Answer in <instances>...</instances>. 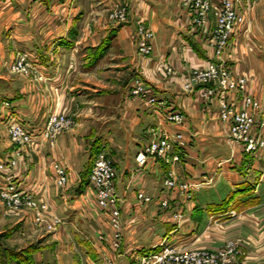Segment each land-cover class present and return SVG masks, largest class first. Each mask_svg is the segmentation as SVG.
<instances>
[{"label":"crops","instance_id":"0c3cea01","mask_svg":"<svg viewBox=\"0 0 264 264\" xmlns=\"http://www.w3.org/2000/svg\"><path fill=\"white\" fill-rule=\"evenodd\" d=\"M112 1L0 0V158L16 153L5 129L10 119L34 136L30 151L19 149L17 165L0 171V177L5 180L11 170L18 188L47 203L50 217L61 220L47 233L46 242L54 246L42 247L36 264H137L163 244L214 249L226 240L239 244L237 264H264V148L245 152L229 139L228 125L218 117L219 97L205 99L198 89L183 86L191 69L218 60L208 45L212 17L199 27L191 23L183 0H122L128 5L127 19L115 23L108 17ZM249 1L225 60L246 75L248 92L260 103L253 111L252 132L264 139V0ZM140 21L153 32L152 52L146 56L136 50ZM105 39V51L88 67L91 51ZM18 50L33 56L43 79L12 73ZM166 67L173 72L166 73ZM137 74L146 96L165 100L167 109L131 96ZM224 98L237 108L243 105L235 91ZM174 109L182 113V123L165 120L166 110ZM52 113L74 121L54 145L43 137ZM150 128L184 134L187 146L179 162L149 155L142 164L136 161ZM94 143L116 169L122 222L116 250L109 244L108 213L96 204L88 181ZM54 163L67 171L64 186L56 183ZM169 171L177 181L191 184L188 195L163 186ZM140 192L151 200L138 199ZM163 198L168 208L161 207ZM31 218L29 212L14 223L33 231ZM38 236L46 235L33 240Z\"/></svg>","mask_w":264,"mask_h":264},{"label":"built area","instance_id":"2783aa9c","mask_svg":"<svg viewBox=\"0 0 264 264\" xmlns=\"http://www.w3.org/2000/svg\"><path fill=\"white\" fill-rule=\"evenodd\" d=\"M248 0H183L191 13V23L204 27L209 17H212V28L208 45L213 50V56L217 61H210L201 68L189 71L184 77V89L192 91L198 89L201 97L208 99L210 96H218L219 119L228 125V137L235 143H240L247 153L261 149L264 141L256 133L252 132L255 124L253 111L260 106L259 101L248 92V79L245 74L237 73L228 63L225 57L230 44V36L236 27L245 20L242 7ZM109 17L116 22H123L127 19V4L121 0L114 2ZM193 26V27H194ZM137 51L141 55H149L152 52L153 38L152 30L142 21L137 24ZM11 70L22 76H33L37 80L43 79L37 72L33 56L23 50H18ZM171 67H166V73H172ZM227 91H235L240 94L243 101L242 107L237 108L229 104L224 98ZM130 94L146 99L147 103L154 105L157 109L165 110L168 104L165 100L157 99L155 96H146V87L140 74L134 75L131 79ZM164 118L167 122L179 124L183 121L180 110H166ZM73 124V119L62 114L52 113L45 122L43 137L50 145H54L57 135L65 128ZM7 133L12 142L32 148L34 136L29 127L10 119L6 123ZM149 138L143 149L136 156V161L144 163L146 157L156 156L164 162L174 164L180 161L182 150L187 146V140L182 132H169L166 130L149 129ZM18 153V152H16ZM16 156L13 154L0 159V171L12 168L16 165ZM53 168L56 174V183L64 186L67 183L68 175L66 169L59 163H54ZM9 170L5 180L0 177V196L8 207L26 206L37 210L38 218L41 220V213L48 209V204L35 198L31 193L22 192L14 180V173ZM116 169L106 153L100 151L93 160L89 171V184L95 191L96 204L107 211L108 221L111 228L110 247L114 250L120 246L122 238V222L118 197L115 189ZM163 186L167 189H177L178 193L186 196L191 189L187 181H177L172 172H168L163 179ZM138 199L143 202L151 200L150 195L140 192ZM163 208L169 207L167 198L160 201ZM234 215V211H229ZM181 213L176 217L180 218ZM61 224V220L52 217L49 226ZM238 254L236 244L227 241L214 249H181L175 246H161L159 249L142 255L137 264H234ZM111 264V262H108Z\"/></svg>","mask_w":264,"mask_h":264},{"label":"rangeland","instance_id":"374dc122","mask_svg":"<svg viewBox=\"0 0 264 264\" xmlns=\"http://www.w3.org/2000/svg\"><path fill=\"white\" fill-rule=\"evenodd\" d=\"M117 1V0H114L112 1V4H111V7H110V10H109V13H108V17H109V14L111 12V9L113 7V4L114 2ZM122 1V0H121ZM252 1V0H251ZM124 2V1H123ZM125 3V2H124ZM250 3V1L248 0L247 4ZM246 6L245 3L243 5V7ZM242 7V8H243ZM127 14H128V5H127ZM110 18V17H109ZM111 19V18H110ZM111 21L115 22V23H118L116 21H114L113 19H111ZM121 23V22H120ZM108 45V44H107ZM136 50H137V46H136ZM192 70V69H191ZM190 70V71H191ZM12 71V70H11ZM12 73H14L12 71ZM16 75H20V74H17V73H14ZM22 76V75H20ZM142 79V77H141ZM143 81V80H142ZM144 83V81H143ZM132 96V95H131ZM72 125H74V121H73V124H71V126L65 128L64 130L66 129H69L70 127H72ZM6 129V132H7V128L5 127ZM63 130V131H64ZM61 133V132H60ZM59 133V134H60ZM8 134V133H7ZM9 137V135H8ZM260 139H262L264 141V139L262 137L259 136ZM10 140V138H9ZM11 141V140H10ZM11 143L16 146V148L14 150H16V152L20 149V150H26V151H30L31 148H28L27 146H20L14 142L11 141ZM244 148V147H243ZM264 148V145L263 147ZM259 150V149H258ZM257 151V150H256ZM255 151V152H256ZM104 152V151H103ZM106 153V152H104ZM21 153H13V155H15L16 157V165L18 163V159H19V156H20ZM249 154V153H248ZM97 155V154H96ZM96 155L94 156V158L96 157ZM0 159H4V158H0ZM94 160V159H93ZM93 160L92 162L90 161V165L89 166H92V163H93ZM111 160V159H110ZM112 162V160H111ZM15 165V166H16ZM89 169H91V167H88ZM88 170V169H87ZM90 171V170H89ZM88 175H89V172H88ZM89 181V179H88ZM179 182V181H178ZM192 188V187H191ZM95 193V191H94ZM190 193V190L188 191L187 195ZM38 199V198H37ZM164 199V198H163ZM0 202L3 204V211H2V214L0 212V249L1 247H5V248H8V249H11L12 252H17V253H20L24 250V248H28L30 249L29 251V259L31 258L32 259V264H36V260H35V254L42 248V247H46V246H54V243H51L49 241V243H47L46 241V237H47V233L49 232H52V231H55L59 225H56V226H49V222L51 220L52 217H50L49 215V207L47 209V211H45L44 213H41L40 215V218H42L41 220H37V218L39 217L38 214H37V210L33 209V208H29V207H26V206H20V207H17V208H14V207H8L6 202L1 198L0 196ZM31 213L32 214V218H31V225H32V229L33 231H31L30 229H25V228H21L22 224L21 222L20 223H14V221L19 217V216H22L23 214L25 216H27L28 213ZM235 215V214H234ZM5 216V217H3ZM230 217L233 216V215H229ZM219 222V221H218ZM217 222V223H218ZM42 235V234H45L46 236L45 237H42L37 240H33L34 236L36 235ZM227 241H232L236 244V247L238 249V254H237V258L234 262V264H237L239 262V259H238V255H239V244L238 242L234 241V240H226L225 242ZM224 242V243H225ZM223 243V244H224ZM222 244V245H223ZM166 245H170L172 246L170 243L168 244H163L162 246H166ZM220 247V246H219ZM218 248V247H217ZM196 249V248H194ZM197 249H201V248H197ZM207 249V248H206ZM33 250V251H32ZM24 253V252H23ZM32 253V254H31ZM30 259V260H31ZM238 259V260H237ZM2 255L0 254V264H2ZM11 264H15L14 261L11 262ZM108 264V262L106 263Z\"/></svg>","mask_w":264,"mask_h":264},{"label":"trees","instance_id":"16d2710c","mask_svg":"<svg viewBox=\"0 0 264 264\" xmlns=\"http://www.w3.org/2000/svg\"><path fill=\"white\" fill-rule=\"evenodd\" d=\"M108 42L109 41L105 39L99 46H97L94 50L91 51L90 61L87 65L88 67H91L99 59V57L105 51V47L107 46ZM99 150H100L99 146L96 143H94L91 149V162L94 159V156L99 152ZM89 170L90 169L88 168V172ZM29 251L30 249L24 248L22 252L17 253L14 251L12 252L11 249H8L2 246L0 249V254L2 255V258H3L2 264H11L12 261H14L15 264H32V259L30 258L31 259L30 260L28 257L30 256Z\"/></svg>","mask_w":264,"mask_h":264}]
</instances>
